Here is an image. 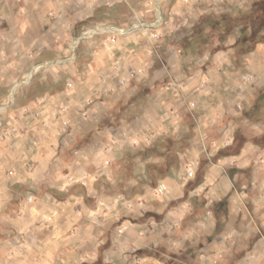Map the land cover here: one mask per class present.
<instances>
[{
	"label": "crops",
	"instance_id": "crops-1",
	"mask_svg": "<svg viewBox=\"0 0 264 264\" xmlns=\"http://www.w3.org/2000/svg\"><path fill=\"white\" fill-rule=\"evenodd\" d=\"M70 1L85 9L71 12L76 19L124 28L83 41L77 63L54 66V85L30 102L19 97L0 130V264H164L148 251L184 247L193 223L210 236L195 245L214 255L241 264L263 256L264 42L239 56V27L197 28L206 16L239 18L258 0ZM54 2L61 11L69 4ZM155 71L165 83L150 93ZM172 82L184 84L181 95ZM109 102H130L137 117L123 126H155L150 105L164 127L150 143L140 129L123 136L103 125ZM176 121L193 126L192 139L175 138ZM138 139L144 148L127 159ZM153 144L164 154L142 153ZM239 238L246 245L235 251Z\"/></svg>",
	"mask_w": 264,
	"mask_h": 264
},
{
	"label": "rangeland",
	"instance_id": "rangeland-1",
	"mask_svg": "<svg viewBox=\"0 0 264 264\" xmlns=\"http://www.w3.org/2000/svg\"><path fill=\"white\" fill-rule=\"evenodd\" d=\"M45 1L46 0H0V130L9 119H12L16 115L17 111L15 108L17 107V99L19 97H22L23 102L27 103L35 100L37 97L45 95V87L49 86V83H54L52 81L54 80L53 75L55 73L54 66H56L57 69H63L65 65L71 66L77 63L75 62V58L79 48L82 47L83 41L101 39L109 34L118 33L119 31L118 29L115 30V27L124 28L119 27L113 19L109 21H101L92 17L90 19L85 17L76 19L72 16L71 12L77 11V13H80L85 9L79 6L76 8L73 1L67 0L69 2V4H67L64 2L66 0H63L66 8H62V11L60 10L61 8L54 5V0ZM228 3L230 2L223 3V7L221 6L222 12L227 11ZM54 9L58 11V14L52 13ZM137 24L139 23L137 22ZM93 29L94 31L91 32ZM84 34L88 35L78 40V37ZM165 38L164 36L156 45L163 43ZM163 59V54L160 53L157 59L158 63L156 64L157 69L161 68L163 64L161 60ZM37 67L38 69L33 71L30 77L31 71ZM158 73V71H155V73L153 72V78L157 80L155 82L156 87L150 88L149 86L148 91L150 93L162 88V84L165 83L163 79L164 76L160 77ZM12 88L14 98H12L11 94ZM145 90L147 89L145 88ZM193 104L195 103H192V105ZM130 106V102L124 105L122 102H117L115 104L111 102L108 104L105 103L103 112L106 113L107 116H105L106 123L103 125L113 127V129L121 128V130H124L122 133L126 134V130L131 131V129L134 128L139 131L140 129L142 134L145 135L143 140L150 143V137H152L150 133L152 135L154 134L153 132L156 131L155 126L158 127L159 131L163 129L165 123L164 116L159 114L158 117H156L154 111L157 109L148 105L150 113H153L155 116V119H153L155 126H149L147 124L145 125L146 129H144V126L142 127L140 125L126 127L132 122L131 120L126 121L130 116L137 117L134 109L131 108L130 110ZM115 114H118V116L114 117ZM123 120L127 122L126 126H123ZM173 126L176 130L175 138H193L194 131L192 125L177 124L176 121ZM20 131L23 133L22 128H20ZM138 133L139 132H135L136 135H138ZM153 136H155V134ZM75 141H80L79 136L76 137ZM144 141L138 139V144L130 143L131 149L129 148V154L126 158L133 160L135 155L138 154L136 151L144 148ZM81 143H84V140L79 142V144ZM37 144L38 143H34L35 146ZM194 163L196 164L197 161ZM131 170V168L128 169V174L130 175L133 173ZM156 190L159 193L166 192V188L163 189L158 186ZM189 228L188 232L192 236L191 239L188 240V244L182 248L173 247V250L168 249L169 251H167V254L163 252L160 253L163 256L159 257L163 258L164 264H241L239 261L237 262L236 259L232 258L234 256L227 255L221 257L219 255H214L210 249L207 250L203 245H195L196 242L194 241L202 243L206 238H209V233H206L205 230L198 226L195 227V223L189 225ZM255 233L257 234L256 229L254 234ZM231 235L234 236V233H231ZM245 245V240L239 238L237 245L233 249L237 251ZM244 253L248 254L246 251ZM245 256H247L249 260L248 263L244 264H264V253L263 256H256L255 258L254 253H249ZM250 258H252V260Z\"/></svg>",
	"mask_w": 264,
	"mask_h": 264
},
{
	"label": "trees",
	"instance_id": "trees-1",
	"mask_svg": "<svg viewBox=\"0 0 264 264\" xmlns=\"http://www.w3.org/2000/svg\"><path fill=\"white\" fill-rule=\"evenodd\" d=\"M201 25L212 26L215 28L212 29V32L217 31L219 34H229L231 30L239 27L240 36L234 46L237 49L238 55L242 56L253 50L257 44L264 42V0L256 1L252 6V9L239 18L231 19V17L225 15L219 18L206 16L202 18L201 23L197 26V28L201 27ZM142 153L150 156L151 154H164L160 151V148H156L155 144L151 145V147ZM150 252V255L156 257L163 256L160 254L161 252L167 254V251L164 249ZM159 258L163 261L162 257Z\"/></svg>",
	"mask_w": 264,
	"mask_h": 264
},
{
	"label": "built area",
	"instance_id": "built-area-1",
	"mask_svg": "<svg viewBox=\"0 0 264 264\" xmlns=\"http://www.w3.org/2000/svg\"><path fill=\"white\" fill-rule=\"evenodd\" d=\"M152 37L154 38V39H159L160 38V34L158 33V32H154L153 34H152ZM137 74H140V71H131L130 72V77H135ZM249 80L250 79H252V76H250L249 78H248ZM202 87H204V85H201ZM168 89H170V90H172L173 92H175L176 94H181L183 91H184V84L183 83H181V82H172V83H170L169 85H168V87H167ZM194 105V104H193ZM12 122V121H11ZM11 122H9V123H11ZM16 125L12 122V124L10 125V130L13 132H16ZM5 133H7V132H5ZM5 133H4V135H5ZM122 135L123 136H125L126 135V133H122ZM195 164V163H194ZM198 164V162L195 164V165H197ZM186 175H185V181H187V180H189V179H191V178H193L194 176H195V166L193 165V166H191V167H186ZM82 184H86V182L85 181H82ZM161 188H165V187H163V186H160ZM33 198L31 197L30 199H29V201H31ZM127 225H125V226H122V227H120L119 228V232L121 233V232H123L125 229H127Z\"/></svg>",
	"mask_w": 264,
	"mask_h": 264
},
{
	"label": "water",
	"instance_id": "water-1",
	"mask_svg": "<svg viewBox=\"0 0 264 264\" xmlns=\"http://www.w3.org/2000/svg\"><path fill=\"white\" fill-rule=\"evenodd\" d=\"M160 20H161V17H160ZM159 20V21H160ZM159 21H158V23H159ZM113 27H115V26H113ZM85 35H88V34H84V35H81L80 37H78V40H80V39H82L83 37H85ZM76 44V43H75ZM46 64H50V63H46ZM36 69H38V67L37 68H34L32 71H31V73L33 72V71H35Z\"/></svg>",
	"mask_w": 264,
	"mask_h": 264
},
{
	"label": "bare ground",
	"instance_id": "bare-ground-1",
	"mask_svg": "<svg viewBox=\"0 0 264 264\" xmlns=\"http://www.w3.org/2000/svg\"><path fill=\"white\" fill-rule=\"evenodd\" d=\"M116 29H119V28L115 27V30H116ZM113 30H114V29H113ZM93 31H94V29L91 30V32H93ZM29 76L31 77V76H32V73H31ZM11 94H12V98H14L13 88H12Z\"/></svg>",
	"mask_w": 264,
	"mask_h": 264
}]
</instances>
